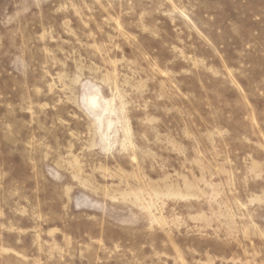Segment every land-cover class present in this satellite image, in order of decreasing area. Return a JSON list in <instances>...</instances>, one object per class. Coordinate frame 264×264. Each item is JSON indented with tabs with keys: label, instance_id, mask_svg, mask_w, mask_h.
Here are the masks:
<instances>
[{
	"label": "rangeland",
	"instance_id": "374dc122",
	"mask_svg": "<svg viewBox=\"0 0 264 264\" xmlns=\"http://www.w3.org/2000/svg\"><path fill=\"white\" fill-rule=\"evenodd\" d=\"M0 264H264V0H0Z\"/></svg>",
	"mask_w": 264,
	"mask_h": 264
},
{
	"label": "bare ground",
	"instance_id": "6f19581e",
	"mask_svg": "<svg viewBox=\"0 0 264 264\" xmlns=\"http://www.w3.org/2000/svg\"><path fill=\"white\" fill-rule=\"evenodd\" d=\"M95 99V98H94ZM96 100V99H95ZM94 101V100H93ZM90 102L92 103V101L90 100Z\"/></svg>",
	"mask_w": 264,
	"mask_h": 264
}]
</instances>
